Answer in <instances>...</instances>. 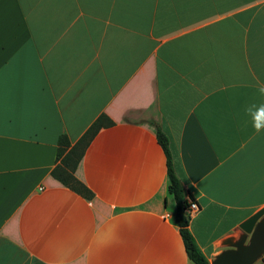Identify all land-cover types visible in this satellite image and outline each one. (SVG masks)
<instances>
[{"label":"crops","instance_id":"crops-1","mask_svg":"<svg viewBox=\"0 0 264 264\" xmlns=\"http://www.w3.org/2000/svg\"><path fill=\"white\" fill-rule=\"evenodd\" d=\"M260 85L264 0H0V264H195L155 122L210 262L264 205ZM102 112L80 192L51 174L58 137Z\"/></svg>","mask_w":264,"mask_h":264},{"label":"trees","instance_id":"trees-1","mask_svg":"<svg viewBox=\"0 0 264 264\" xmlns=\"http://www.w3.org/2000/svg\"><path fill=\"white\" fill-rule=\"evenodd\" d=\"M112 122L113 120L106 113H100L73 144H71L66 133L60 134L58 137V147L56 152V159L58 162L51 169V174L64 184L80 192H88L85 184L79 180L74 173L76 165L97 130L101 126ZM154 125L158 141L162 145L167 157V173L169 178L168 190L173 194L175 199V221L179 227L188 257L195 264H210L206 254L198 245L189 227L190 215L186 211L188 200L184 195L183 185L174 168L168 135L157 122H155ZM189 197L194 199L192 194H189Z\"/></svg>","mask_w":264,"mask_h":264},{"label":"water","instance_id":"water-1","mask_svg":"<svg viewBox=\"0 0 264 264\" xmlns=\"http://www.w3.org/2000/svg\"><path fill=\"white\" fill-rule=\"evenodd\" d=\"M237 238H229L210 264H252L264 253V205L243 219Z\"/></svg>","mask_w":264,"mask_h":264},{"label":"clouds","instance_id":"clouds-1","mask_svg":"<svg viewBox=\"0 0 264 264\" xmlns=\"http://www.w3.org/2000/svg\"><path fill=\"white\" fill-rule=\"evenodd\" d=\"M258 94L264 96V85H260L257 89ZM245 114L250 118L251 125L255 133L264 132V103L251 104L245 108ZM195 208V205H193Z\"/></svg>","mask_w":264,"mask_h":264},{"label":"built area","instance_id":"built-area-1","mask_svg":"<svg viewBox=\"0 0 264 264\" xmlns=\"http://www.w3.org/2000/svg\"><path fill=\"white\" fill-rule=\"evenodd\" d=\"M187 200H188V204L186 207V211L189 215H191L192 213H194L195 211L198 210L199 204L195 199H193L191 197H188ZM193 205H195V208H193Z\"/></svg>","mask_w":264,"mask_h":264}]
</instances>
